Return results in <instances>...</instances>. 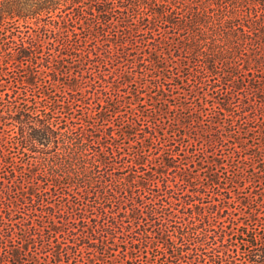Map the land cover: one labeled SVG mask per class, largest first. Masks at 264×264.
Masks as SVG:
<instances>
[{"label":"trees","instance_id":"1","mask_svg":"<svg viewBox=\"0 0 264 264\" xmlns=\"http://www.w3.org/2000/svg\"><path fill=\"white\" fill-rule=\"evenodd\" d=\"M0 264H264V0H0Z\"/></svg>","mask_w":264,"mask_h":264}]
</instances>
